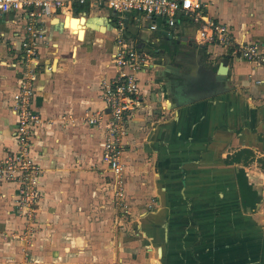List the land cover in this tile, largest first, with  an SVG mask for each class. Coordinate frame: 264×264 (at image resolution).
<instances>
[{"label":"crops","instance_id":"1","mask_svg":"<svg viewBox=\"0 0 264 264\" xmlns=\"http://www.w3.org/2000/svg\"><path fill=\"white\" fill-rule=\"evenodd\" d=\"M199 1L234 43L200 41L188 16L169 29L159 18L125 14L123 35L151 58L138 74L143 104L127 123L120 173L101 160L104 133L86 121L105 109L100 81L115 73L117 14L86 0L42 17L25 66L23 11L0 13V157L16 149L12 94L33 69L30 107L40 121L30 153L41 195L31 212L19 205L16 214L15 185L5 184L0 230L19 237L0 238V264H259L264 62L236 46L254 42L264 57V0ZM66 15L77 23L66 25ZM239 169L257 192L253 208L241 203Z\"/></svg>","mask_w":264,"mask_h":264},{"label":"built area","instance_id":"2","mask_svg":"<svg viewBox=\"0 0 264 264\" xmlns=\"http://www.w3.org/2000/svg\"><path fill=\"white\" fill-rule=\"evenodd\" d=\"M86 0H0V13L21 10L24 16L25 31L21 46L23 55L21 61L25 66L35 58L36 40L42 37L38 25L44 16L57 12L65 13L72 2L84 3ZM106 5L118 16V31L116 35V47L113 50L110 62L114 66L115 73L101 79L102 98L105 109L95 111L86 117V121L104 133L101 150V160L114 172L120 173L122 162L121 151L126 144L127 123L134 113L143 104V92L140 89L139 72L150 65V55L137 48L133 42L123 35L125 14L131 11L138 12L149 19L159 18L165 22L169 29L173 28L181 16H188L197 25L199 40L210 42L216 40L231 44L235 39L229 26L222 22L211 20L202 12L203 3L199 0H97ZM150 29L160 30L152 22ZM169 33V30H165ZM236 51L247 59L264 62L259 46L256 43H238ZM50 66H48L49 68ZM34 71L28 70L20 81L18 89L12 94V108L16 116L15 136L22 142L25 136L32 132L33 127L40 121L39 114L31 107V99L35 88ZM24 147V145L22 146ZM19 155V154H18ZM20 157V155H19ZM12 158L7 154L0 163V171L4 167L9 168ZM22 167L30 170L31 174H24L12 179L20 184L18 194L21 197L20 206L26 207L29 212L38 197L37 164L29 159H22ZM37 169V170H36ZM10 178V177H9ZM116 207H118L116 205Z\"/></svg>","mask_w":264,"mask_h":264},{"label":"rangeland","instance_id":"3","mask_svg":"<svg viewBox=\"0 0 264 264\" xmlns=\"http://www.w3.org/2000/svg\"><path fill=\"white\" fill-rule=\"evenodd\" d=\"M12 110H13V108H12ZM42 121H43V119L41 120V122ZM35 126H38V125L36 124ZM33 132H34V130H32L31 133L27 134L22 142L14 134L16 149H15V151H13L11 153H8V155L12 158L10 160V164H9L10 167L9 168L4 167L5 170L3 172L0 171V200L4 201V200L8 199L7 195H6V191L4 189V188H6L5 184H10L11 186H12V184L15 185V191H14V195H13L12 201L16 202L15 203V208H16V212L15 213L16 214H19V212H20L19 211V205H20L21 202H24V201H21V197L18 194L20 184L17 181H13L12 179L19 178V176H23L24 174L27 175V173L31 174L30 170H27V169L22 167V165H21L22 161L21 160L22 159H29V160H31V162H34L33 161L34 160L33 156L30 153L31 147H32V150H33V146H32L34 144L33 140H34V138L36 136V134L32 135ZM23 145H24V147H22ZM18 154L20 155V157H19ZM6 155H7V153H6ZM6 155H4V156H6ZM3 157H0V160H2ZM0 163H1V161H0ZM3 184L5 185V187H4ZM39 196L41 197V195H40V193L38 191V197ZM254 215L256 216V214H254ZM34 224H35V222L34 223L31 222L30 225H32L31 226L32 228H33ZM36 225H37V223H36ZM261 232H262L261 236L264 235V231L261 230ZM2 237L3 238L4 237L5 238H11V239L16 240V239H18L19 236L18 235H13L10 232L9 233H4V230H0V238H2ZM23 248L24 247L21 246V248H20L21 251H23ZM24 255H25V257H27V260H30V261L33 262V259H32V257H31L29 252H28V254L26 253ZM259 262H260V257H259ZM118 264H120V262H118Z\"/></svg>","mask_w":264,"mask_h":264},{"label":"trees","instance_id":"4","mask_svg":"<svg viewBox=\"0 0 264 264\" xmlns=\"http://www.w3.org/2000/svg\"><path fill=\"white\" fill-rule=\"evenodd\" d=\"M241 152H248V150L239 151V153ZM236 178L239 186L241 203L244 206L249 205L251 208H253L258 199L257 192L251 187L250 184L247 183L243 169H239V171L236 173ZM259 263L264 264V239L261 242Z\"/></svg>","mask_w":264,"mask_h":264},{"label":"bare ground","instance_id":"5","mask_svg":"<svg viewBox=\"0 0 264 264\" xmlns=\"http://www.w3.org/2000/svg\"><path fill=\"white\" fill-rule=\"evenodd\" d=\"M54 21H57V18H55ZM77 21H78V19L72 18L71 15H66V20H65V24L66 25H69L70 23H77ZM83 23H84V18L82 17L80 23H78V29H79L78 37L80 39L83 38V35H84V25H83ZM193 68H195V67H193ZM157 260L158 259H155L154 264H157V262H159Z\"/></svg>","mask_w":264,"mask_h":264},{"label":"water","instance_id":"6","mask_svg":"<svg viewBox=\"0 0 264 264\" xmlns=\"http://www.w3.org/2000/svg\"><path fill=\"white\" fill-rule=\"evenodd\" d=\"M169 35H171V34H169ZM188 65H189L190 68H192V69H193V67H195V64H193V63H188ZM225 71H226V65H225L224 62H221V63L219 64V67H218V70H217L216 79H218V80L223 79V78H224V73H225Z\"/></svg>","mask_w":264,"mask_h":264}]
</instances>
